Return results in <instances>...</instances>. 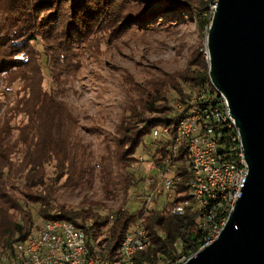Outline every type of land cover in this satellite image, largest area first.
Listing matches in <instances>:
<instances>
[{
  "label": "trees",
  "instance_id": "16d2710c",
  "mask_svg": "<svg viewBox=\"0 0 264 264\" xmlns=\"http://www.w3.org/2000/svg\"><path fill=\"white\" fill-rule=\"evenodd\" d=\"M214 3L0 0V77L9 86L20 85L18 91L24 95L17 110L28 120L15 144L7 145V139H0V263L2 257L13 253L18 241L28 239L40 224L53 219L75 223L86 231L92 247L106 243L101 254L116 258L126 234L146 217L152 245L136 255L137 264H171L175 256L190 257L200 250L206 233L199 227L198 209L191 205L182 215L169 214L171 204L192 200L189 155L182 144L177 157L173 158L170 150L176 143V105L188 107L200 92L214 89L205 53L195 51L185 69L156 76L136 89V98L118 125L112 155L103 156L98 171L85 150L82 154L75 151L78 142L72 133L76 119L60 96V86L65 76L79 68L78 54L101 51L130 31L153 28L161 22L167 26L196 23L205 38ZM44 67L50 71V90L45 88ZM159 128H169L171 139L157 141L153 134ZM140 151L149 155L148 159L142 161ZM153 161L164 174L180 177L173 202H158L145 211L138 200L137 208H126L132 191L141 190L152 177L147 173L148 164L141 170L144 174L138 172L137 164ZM115 174L125 194L116 211L102 208L105 205L101 203L90 202L83 208L59 204L54 196L56 187L75 190L91 185L97 177L107 194L114 193L109 188L117 184ZM31 205H38V209L32 212Z\"/></svg>",
  "mask_w": 264,
  "mask_h": 264
},
{
  "label": "rangeland",
  "instance_id": "374dc122",
  "mask_svg": "<svg viewBox=\"0 0 264 264\" xmlns=\"http://www.w3.org/2000/svg\"><path fill=\"white\" fill-rule=\"evenodd\" d=\"M217 1L214 0L213 5H217ZM170 25L173 26L161 22L152 26L153 28L130 31L123 38L104 45L101 51L81 52L77 59L79 68L63 78L60 96L76 119L72 133L78 142L75 151L79 150L82 154L85 150L86 157L96 171L100 170L103 156L112 155L111 145L113 146L117 136L118 125L136 98V89L156 76L185 69L195 51L204 52L206 58L208 57V34L205 38L202 37L196 23L186 25L175 22ZM44 68L45 88L50 90L53 87L50 71ZM5 82L1 76L0 139H7L9 145L18 141L22 134L20 130L28 120L26 115L17 110L19 100L24 95L18 91L20 85L16 83L9 86ZM138 157L143 161L148 159L149 155L140 151ZM147 164L150 166L148 171L146 170L148 175L157 176L152 171L155 161L140 162L136 169L144 174L141 170ZM115 179L117 184L109 188L114 193L107 194L103 181L97 177L91 185L75 190L66 189L64 186L56 187L54 196L59 204L83 208L90 202L101 203L105 205L101 206L102 208L116 211L122 206L125 194L116 174ZM146 181L141 185V190L132 191L131 196L139 192L154 193L155 186L151 189L149 180ZM166 197L165 194L161 196L159 202L163 203ZM130 200L131 203L125 207L137 208L139 201H132L131 198ZM155 204L157 203L151 206ZM31 209L35 212L38 205H31Z\"/></svg>",
  "mask_w": 264,
  "mask_h": 264
},
{
  "label": "built area",
  "instance_id": "2783aa9c",
  "mask_svg": "<svg viewBox=\"0 0 264 264\" xmlns=\"http://www.w3.org/2000/svg\"><path fill=\"white\" fill-rule=\"evenodd\" d=\"M176 107L179 111L173 126L176 143L170 155L177 157L180 144L189 155L192 200L171 204L169 214L182 215L191 205L198 209L201 215L198 224L206 233L201 250L221 234L245 187L249 169L227 99L215 88L200 92L188 107L181 104ZM153 135L157 141L171 139L169 128L156 129ZM152 171L157 176L148 180L151 189L155 186L154 193L131 196L132 201L142 200L145 211L153 203L158 204L164 194L165 202L172 203L179 189L180 177L164 174L157 164ZM145 223L146 217H142L126 234L119 256L110 258L101 254L106 243L92 247L84 229L68 220L53 219L40 224L28 239L18 241L13 253L2 257L0 264H137L136 255L152 245ZM192 256H175L169 263L186 264Z\"/></svg>",
  "mask_w": 264,
  "mask_h": 264
},
{
  "label": "water",
  "instance_id": "95a60500",
  "mask_svg": "<svg viewBox=\"0 0 264 264\" xmlns=\"http://www.w3.org/2000/svg\"><path fill=\"white\" fill-rule=\"evenodd\" d=\"M207 54L210 80L227 99L249 173L219 237L186 264H264V0H218Z\"/></svg>",
  "mask_w": 264,
  "mask_h": 264
},
{
  "label": "bare ground",
  "instance_id": "6f19581e",
  "mask_svg": "<svg viewBox=\"0 0 264 264\" xmlns=\"http://www.w3.org/2000/svg\"><path fill=\"white\" fill-rule=\"evenodd\" d=\"M215 5H216V4H215ZM215 5H212V6H211V7H212V8H211L212 10H213V6H215Z\"/></svg>",
  "mask_w": 264,
  "mask_h": 264
}]
</instances>
